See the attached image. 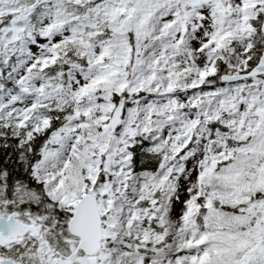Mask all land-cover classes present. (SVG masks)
<instances>
[{
    "label": "snow or ice",
    "instance_id": "6c2138e0",
    "mask_svg": "<svg viewBox=\"0 0 264 264\" xmlns=\"http://www.w3.org/2000/svg\"><path fill=\"white\" fill-rule=\"evenodd\" d=\"M0 264H264V0H0Z\"/></svg>",
    "mask_w": 264,
    "mask_h": 264
}]
</instances>
